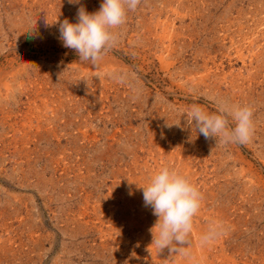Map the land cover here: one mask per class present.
I'll return each instance as SVG.
<instances>
[{
	"label": "rangeland",
	"instance_id": "obj_1",
	"mask_svg": "<svg viewBox=\"0 0 264 264\" xmlns=\"http://www.w3.org/2000/svg\"><path fill=\"white\" fill-rule=\"evenodd\" d=\"M81 4L0 0V264H264V0H141L97 66L59 39ZM221 100L247 144L186 124ZM163 167L202 193L187 255L152 245Z\"/></svg>",
	"mask_w": 264,
	"mask_h": 264
},
{
	"label": "clouds",
	"instance_id": "obj_2",
	"mask_svg": "<svg viewBox=\"0 0 264 264\" xmlns=\"http://www.w3.org/2000/svg\"><path fill=\"white\" fill-rule=\"evenodd\" d=\"M71 4H81V0H68ZM141 0H102L99 9L89 12L81 4L75 23L69 19L59 22V39L63 47L74 50L81 63L90 62L97 66L103 56L118 41L114 29L125 24L127 12L135 11ZM58 22V21H57ZM31 35V33H29ZM215 113H209L197 104L184 113V120L205 139H215L216 144H247L253 135V109L251 106L230 105L217 101ZM234 121L230 127L229 120ZM170 126V125H169ZM143 192L145 207L152 210L158 219L150 231L152 245L161 252L183 253L189 245L193 229V218L202 205V193L185 176L174 169L163 167L158 170L146 186H139ZM222 232L218 225H212L201 236L202 246L212 244Z\"/></svg>",
	"mask_w": 264,
	"mask_h": 264
}]
</instances>
